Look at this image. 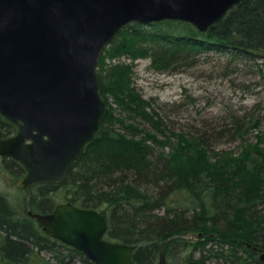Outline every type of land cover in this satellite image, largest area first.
Listing matches in <instances>:
<instances>
[{"label": "trees", "instance_id": "1", "mask_svg": "<svg viewBox=\"0 0 264 264\" xmlns=\"http://www.w3.org/2000/svg\"><path fill=\"white\" fill-rule=\"evenodd\" d=\"M134 44L151 54L152 66L161 71L216 52L251 62L262 73L264 0L239 2L203 31L166 19L134 22L118 32L98 60L99 93L106 103L98 130L65 179L32 186L28 201L20 186L26 195L13 201L0 194V264H94L27 212L47 213L66 202L104 216L105 239L134 245V264H158L161 253L178 258V264H209L211 259L264 264L244 244L264 251L262 135L256 134L239 155L222 151L213 157L206 131L171 128L133 86L130 65L104 68L106 56L143 54ZM234 124L236 133L241 125L239 120ZM15 131L0 115V138ZM0 163L15 182L25 175L12 158L1 157ZM192 232L201 233L193 242L188 239Z\"/></svg>", "mask_w": 264, "mask_h": 264}, {"label": "water", "instance_id": "2", "mask_svg": "<svg viewBox=\"0 0 264 264\" xmlns=\"http://www.w3.org/2000/svg\"><path fill=\"white\" fill-rule=\"evenodd\" d=\"M241 1L0 0V115L16 126L0 138V156L25 168L26 200L32 186L62 182L98 130L106 107L98 60L118 32L166 19L203 31ZM27 212L94 264H134V245L105 239L106 219L94 209L66 202Z\"/></svg>", "mask_w": 264, "mask_h": 264}, {"label": "rangeland", "instance_id": "3", "mask_svg": "<svg viewBox=\"0 0 264 264\" xmlns=\"http://www.w3.org/2000/svg\"><path fill=\"white\" fill-rule=\"evenodd\" d=\"M134 45L144 53L106 56L104 68L130 65L133 86L171 128L206 131L211 136L208 144L213 157L222 151L229 156L241 154L243 147L257 140L256 134L262 135L260 145L264 147V68L260 73L251 62L231 61L229 53L209 52L193 61L192 58L190 63L187 60L176 70L161 71L152 66L151 54ZM237 120L241 127L234 133ZM253 122L257 127L251 126ZM20 181L12 180L0 163V194L11 201L26 195L19 188ZM197 237L192 232L188 239L193 242ZM178 261L176 257H166L164 264ZM209 264H215L214 260Z\"/></svg>", "mask_w": 264, "mask_h": 264}, {"label": "bare ground", "instance_id": "4", "mask_svg": "<svg viewBox=\"0 0 264 264\" xmlns=\"http://www.w3.org/2000/svg\"><path fill=\"white\" fill-rule=\"evenodd\" d=\"M198 234H201V233H198ZM244 244H245L246 247H250L249 248L250 252H253L255 256H257L261 261L264 262V259L261 258V255L264 254L263 250H261L257 246H250V244L246 243V242H244ZM247 244H249V245H247Z\"/></svg>", "mask_w": 264, "mask_h": 264}, {"label": "flooded vegetation", "instance_id": "5", "mask_svg": "<svg viewBox=\"0 0 264 264\" xmlns=\"http://www.w3.org/2000/svg\"><path fill=\"white\" fill-rule=\"evenodd\" d=\"M0 159H1V156H0Z\"/></svg>", "mask_w": 264, "mask_h": 264}]
</instances>
